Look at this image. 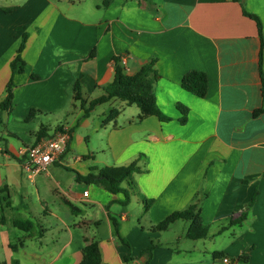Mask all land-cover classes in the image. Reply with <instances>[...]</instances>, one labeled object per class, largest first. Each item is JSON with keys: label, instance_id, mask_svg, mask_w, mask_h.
<instances>
[{"label": "crops", "instance_id": "0c3cea01", "mask_svg": "<svg viewBox=\"0 0 264 264\" xmlns=\"http://www.w3.org/2000/svg\"><path fill=\"white\" fill-rule=\"evenodd\" d=\"M243 1L261 18L264 37V0ZM104 2L85 6L79 16L55 0L0 6V101L14 81L13 109L0 110V264H80L91 241L99 242L102 264H145L149 256L142 252L153 243L149 264H226L224 257L229 264H264V111L254 114L263 103L262 42L256 21L237 0ZM22 25L29 32L25 68L20 72L19 63L13 72ZM93 48L96 56L85 59ZM118 55L127 56L129 74L157 58L156 101L171 120L141 118L136 104L117 98L85 115L73 98L74 82L82 84L86 100L103 95ZM262 68L264 74V46ZM190 70L207 74L205 97L183 89ZM177 103L189 109L185 124ZM32 109L39 112L26 120ZM112 109L119 115L105 122ZM60 126L71 135L67 151L31 179L18 151L34 145L43 127L47 136ZM140 155L146 171L135 174L134 188L124 183L131 191L128 203L123 192L77 179L76 172L127 165ZM196 202L208 227L205 238H187L186 219L151 229ZM33 218L39 223L29 231L14 225Z\"/></svg>", "mask_w": 264, "mask_h": 264}, {"label": "trees", "instance_id": "16d2710c", "mask_svg": "<svg viewBox=\"0 0 264 264\" xmlns=\"http://www.w3.org/2000/svg\"><path fill=\"white\" fill-rule=\"evenodd\" d=\"M241 2L243 6L244 14L254 19L257 23L259 36L261 38V50H260V70L262 73V95H263V103L262 106L255 111V115H258L264 111V74L262 68V59H263V46H264V37H263V26L261 18L248 12L244 7L243 0H237ZM105 5L110 3V0H105ZM11 8H7L9 10ZM28 25H22L17 28L16 35L21 37V44L17 50V55L11 62V68L14 72L17 69V65L19 64L18 70L24 71L25 62L22 58V53L26 47L27 40L29 38V32L27 31ZM96 56V49L93 48L90 53L85 57V59H92ZM122 56H114L113 63L115 68V76L114 80L105 86V93L99 97L93 98L91 100H86L82 91V84L77 80L74 82L72 86L73 98L75 101H79L81 106L85 110V115L89 116L93 109L102 103L108 102L113 98H117L120 100L127 101L129 105L136 104L141 109L140 117H144L147 115H155L159 117L161 120L169 121L172 118L170 116L165 115L161 109L159 108L156 95L154 91V85L156 81L159 79L160 75L156 68L157 58L152 57L150 60L142 65V67L135 73L129 74L126 72V68L121 61ZM33 78H37L36 75L32 76ZM181 85L183 89L192 92L193 94L199 97H205L208 91L209 81L208 76L205 72L199 70H190L182 77ZM14 81L13 77L7 83L5 88V95L3 99L0 101V110H9L13 109V98H14ZM177 108L182 112L183 116L180 118V122L185 124L187 122L188 117V107L177 103ZM39 111L36 109H32L27 116L26 120H30ZM119 115L118 109H112L106 121H111L115 119ZM46 127H43L38 131V138L46 136ZM143 155H140L136 160L132 161L127 165L120 166H104L102 168L92 167L90 172L86 175H82L76 172L77 179L80 182L85 183H95L104 186L106 189L111 191L112 193L123 192L126 195L125 201L123 203H128L131 197V191L124 186L125 182H128L130 186L134 188V176L135 174L143 173L146 171L145 168H142L139 165V160L142 159ZM255 201V196L252 201L248 205V209H250ZM247 211L238 218V222L245 220L248 215ZM186 219L189 220L190 226L187 231V238L189 239H201L205 238L208 234V227L203 224L200 218L199 212V202L190 204L186 209L175 211L169 216H167L162 221L154 224L151 229L152 230H165L168 226L179 220ZM236 220L232 221L235 222ZM113 229L118 235L121 242H123L126 246L129 247V242L125 240L120 234V225L119 221L116 217H112ZM14 225L29 231L33 228L34 222L28 219H15ZM157 247L156 243L148 246L143 250V254L147 253L149 258L145 264H149V261L152 257L153 250ZM13 248L17 249V246L13 245ZM216 254H221V252H217ZM83 260L80 264H102L101 259V250L99 247L98 241L89 242L83 250ZM132 256L129 254L126 256V259H130ZM240 259H247V257L240 256Z\"/></svg>", "mask_w": 264, "mask_h": 264}, {"label": "built area", "instance_id": "2783aa9c", "mask_svg": "<svg viewBox=\"0 0 264 264\" xmlns=\"http://www.w3.org/2000/svg\"><path fill=\"white\" fill-rule=\"evenodd\" d=\"M127 56L122 55L121 61L126 64ZM71 135L64 126L58 127L52 134L43 136L32 146L21 148L18 151L24 170L33 179L48 171L51 164L61 161L67 151ZM87 194V192H85ZM222 261L230 263V258L224 257Z\"/></svg>", "mask_w": 264, "mask_h": 264}, {"label": "rangeland", "instance_id": "374dc122", "mask_svg": "<svg viewBox=\"0 0 264 264\" xmlns=\"http://www.w3.org/2000/svg\"><path fill=\"white\" fill-rule=\"evenodd\" d=\"M59 4V6L66 11V13H69V15H82L83 14V8L86 6L91 8H94L95 3L97 1H102V0H86V1H81L80 0H55ZM26 4V0H0V6L5 8V10L9 7L17 6L24 8ZM17 215V214H16ZM36 225H38L39 221L37 219H32ZM220 240V239H218Z\"/></svg>", "mask_w": 264, "mask_h": 264}]
</instances>
